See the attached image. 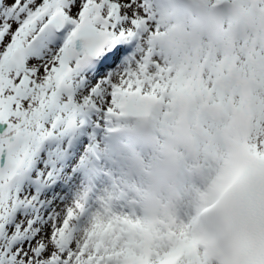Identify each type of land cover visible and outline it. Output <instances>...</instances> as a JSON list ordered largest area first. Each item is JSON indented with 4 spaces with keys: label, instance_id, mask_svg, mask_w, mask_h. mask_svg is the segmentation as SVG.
<instances>
[{
    "label": "snow or ice",
    "instance_id": "6c2138e0",
    "mask_svg": "<svg viewBox=\"0 0 264 264\" xmlns=\"http://www.w3.org/2000/svg\"><path fill=\"white\" fill-rule=\"evenodd\" d=\"M0 264H264V0H0Z\"/></svg>",
    "mask_w": 264,
    "mask_h": 264
}]
</instances>
